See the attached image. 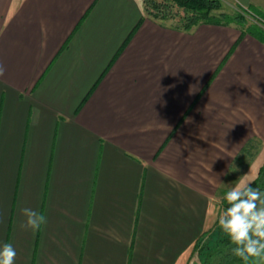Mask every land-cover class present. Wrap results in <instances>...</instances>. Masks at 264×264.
Returning a JSON list of instances; mask_svg holds the SVG:
<instances>
[{
	"label": "crops",
	"instance_id": "0c3cea01",
	"mask_svg": "<svg viewBox=\"0 0 264 264\" xmlns=\"http://www.w3.org/2000/svg\"><path fill=\"white\" fill-rule=\"evenodd\" d=\"M143 5L0 0V245L16 264H189L233 161L264 141V42ZM23 207L40 231L19 227Z\"/></svg>",
	"mask_w": 264,
	"mask_h": 264
},
{
	"label": "trees",
	"instance_id": "16d2710c",
	"mask_svg": "<svg viewBox=\"0 0 264 264\" xmlns=\"http://www.w3.org/2000/svg\"><path fill=\"white\" fill-rule=\"evenodd\" d=\"M145 4L144 11L154 20L165 23V21L173 17L170 14V7L175 6L182 13L179 17V22L171 24L174 28L184 31L191 30L194 26L202 23L211 24H221V25H235L241 32H248L254 37L258 38L264 42V11L253 5H235L231 12H226L222 10L221 0H143ZM147 2V3H146ZM251 140L248 141L241 153L248 152L251 148ZM242 154H238L236 158H241ZM243 157V156H242ZM254 187H259L261 191H264V166L258 169L257 175L252 181ZM218 203L217 210H222V212L227 207V202L224 200V194ZM216 210V211H217ZM219 214L215 216L212 221L211 228L202 232L201 235L194 241L192 245V252L201 250L206 240L212 232L216 233L215 246L212 245L211 249L207 251V257H210L219 251H223V256L225 261L222 264H232V263H245V261L240 258L235 257L232 254V247L229 238L221 230L218 224ZM220 248V249H219ZM222 249V250H221ZM196 264H209L210 259H197ZM251 261L252 263L254 262ZM248 263V262H247ZM250 263V264H252ZM212 264H215L212 262ZM220 264V262L216 263Z\"/></svg>",
	"mask_w": 264,
	"mask_h": 264
},
{
	"label": "clouds",
	"instance_id": "9594fccd",
	"mask_svg": "<svg viewBox=\"0 0 264 264\" xmlns=\"http://www.w3.org/2000/svg\"><path fill=\"white\" fill-rule=\"evenodd\" d=\"M41 32L44 36L41 47L45 48L47 28L43 21ZM5 73L6 68L0 62V77ZM224 200L227 207L218 217V224L233 245L232 254L245 262L258 259L260 264H264V191L240 179L226 191ZM20 214L24 217L19 225L22 230L35 233L47 223L46 215L31 207L21 208ZM16 257L13 244L0 245V264H16Z\"/></svg>",
	"mask_w": 264,
	"mask_h": 264
},
{
	"label": "rangeland",
	"instance_id": "374dc122",
	"mask_svg": "<svg viewBox=\"0 0 264 264\" xmlns=\"http://www.w3.org/2000/svg\"><path fill=\"white\" fill-rule=\"evenodd\" d=\"M154 1H162V0H154ZM144 3V1H143ZM147 3V2H146ZM222 3V10L226 11V12H231L232 8L235 5H243L237 1H233V0H221ZM245 6V5H243ZM145 8V4L143 5V9ZM145 12V11H144ZM170 14L173 15V17L168 18L165 22H168L170 24H176L179 22V17L181 16V11L179 9H177L175 6L170 7ZM145 14H147L145 12ZM238 154H242L241 158H235V160L232 163V167L229 168L228 173H227V178L230 180V178L236 179L235 182H238L240 179H244L246 181H249L252 183V181L254 180V178L257 175L258 169L261 166H264V141L262 140H258L256 138H254V140L251 142V148L250 150L248 149V152L245 151V153H241L239 152ZM225 185V184H224ZM231 187V184L228 185V189ZM220 201V199H219ZM218 201V203H219ZM215 209V215L219 214V216L223 213L222 210H217ZM216 233L212 232L211 234H209L207 240H206V244H204V246L202 247L201 250L192 252V258L190 259V263L189 264H196L197 263V259H210L209 264L213 263H218L220 262V264L223 263V261H225L223 256V251H219L218 253L207 257V251L208 249H211L212 245L215 246V241H216ZM220 249V248H219ZM222 250V249H221ZM250 260L248 263L247 262H242V264H250L252 263ZM232 264H239V263H232ZM253 264V263H252Z\"/></svg>",
	"mask_w": 264,
	"mask_h": 264
}]
</instances>
